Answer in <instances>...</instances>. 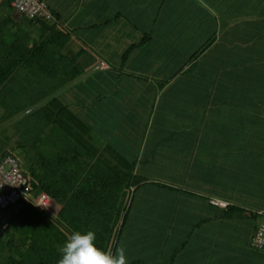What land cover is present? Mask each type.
<instances>
[{
	"label": "trees",
	"instance_id": "1",
	"mask_svg": "<svg viewBox=\"0 0 264 264\" xmlns=\"http://www.w3.org/2000/svg\"><path fill=\"white\" fill-rule=\"evenodd\" d=\"M9 2L0 0V121L31 107L12 126L38 117L46 141L55 126L89 143L21 145L30 194L45 193L56 211L24 198L0 209V264H57L74 230L94 231L105 250L125 246L129 264H264L250 245L264 211V18L170 39L171 70L136 97L113 68L95 71L88 101L72 103L79 112L51 95L67 78L53 84L41 64L69 40L67 10L46 4L50 21L13 20Z\"/></svg>",
	"mask_w": 264,
	"mask_h": 264
},
{
	"label": "crops",
	"instance_id": "2",
	"mask_svg": "<svg viewBox=\"0 0 264 264\" xmlns=\"http://www.w3.org/2000/svg\"><path fill=\"white\" fill-rule=\"evenodd\" d=\"M44 1L47 5L63 6V9L67 10L61 27L66 29L69 40L59 52L50 53L41 64H46V67L56 73L51 77L53 84H56L59 78H67L65 84L59 86L51 95L56 96L62 104L65 103L70 108L74 106L73 102L88 101L84 95L89 94V87L92 85L91 74L97 70L113 68L119 74L118 84L126 89L133 88L132 92L136 97L137 87L142 86L146 89L159 79L155 76L157 71L171 70L170 39L201 36L203 31L208 32L213 21L218 36L220 31L223 32L235 22L264 18L256 16L264 13V0ZM252 14L255 15L251 16ZM11 17L16 20L19 15L12 10ZM29 32L33 34L34 31ZM123 55L126 56L122 57ZM77 71L79 74L68 80L69 76ZM8 98L9 95L2 96L0 103L4 104L3 101L6 102ZM21 98L20 96L18 101H21ZM117 106L116 116L121 117L123 104L118 103ZM30 109L31 107L25 108L13 116L15 119H21ZM74 109L79 112L82 110L75 106ZM3 110L4 108L0 106V114ZM41 122L42 120L36 117L33 128L25 123L18 124L12 134L13 138H10L14 139L17 135V139L11 146L3 149L0 147V150L12 151L20 161L24 157L21 146L23 143L34 142V151L42 152H45V148L67 149L63 145L76 139L83 145L86 140L89 143V135H84L83 131L70 139L66 130L55 126L50 128L52 134L46 141L45 136L49 128H44ZM74 133L73 131L72 134ZM99 133L105 134L102 138L104 141L108 140V131L100 128ZM84 148L85 146L81 145L78 151ZM29 150L31 152L30 147ZM64 155L67 157V153ZM80 155L82 154H75L74 158H80Z\"/></svg>",
	"mask_w": 264,
	"mask_h": 264
},
{
	"label": "built area",
	"instance_id": "3",
	"mask_svg": "<svg viewBox=\"0 0 264 264\" xmlns=\"http://www.w3.org/2000/svg\"><path fill=\"white\" fill-rule=\"evenodd\" d=\"M10 7L26 18H40L45 21L53 19L43 0H10ZM22 198L29 199L38 209L49 210L52 200L43 192L33 196L25 176L21 173L18 159L13 155L0 156V209L13 206ZM213 204L223 205V202L210 200ZM50 211V210H49ZM260 215L256 228L251 236L250 245L262 250L264 256V211H257Z\"/></svg>",
	"mask_w": 264,
	"mask_h": 264
},
{
	"label": "clouds",
	"instance_id": "4",
	"mask_svg": "<svg viewBox=\"0 0 264 264\" xmlns=\"http://www.w3.org/2000/svg\"><path fill=\"white\" fill-rule=\"evenodd\" d=\"M94 231H71L65 243L58 247L57 264H129L127 249L123 245L113 250L97 246Z\"/></svg>",
	"mask_w": 264,
	"mask_h": 264
},
{
	"label": "rangeland",
	"instance_id": "5",
	"mask_svg": "<svg viewBox=\"0 0 264 264\" xmlns=\"http://www.w3.org/2000/svg\"><path fill=\"white\" fill-rule=\"evenodd\" d=\"M13 12H15V11L13 10ZM15 13H17V12H15ZM6 106H7V103H6ZM16 120H18V118L15 119V116H12L11 118H7L5 120L2 119V121H0V147L2 149L7 147V146H11L12 142L15 139H17V135H16V138L10 139V138H13L12 134L15 132V126H11L10 123H11V121L16 122ZM5 144H8V145H5ZM14 151H15V153L17 152L16 150H14ZM16 158L18 159L17 156H16ZM49 210L51 212H55L56 211V207H50Z\"/></svg>",
	"mask_w": 264,
	"mask_h": 264
}]
</instances>
